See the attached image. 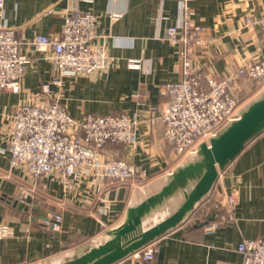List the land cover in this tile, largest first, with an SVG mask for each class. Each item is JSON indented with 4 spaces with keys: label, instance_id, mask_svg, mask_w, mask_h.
<instances>
[{
    "label": "crops",
    "instance_id": "0c3cea01",
    "mask_svg": "<svg viewBox=\"0 0 264 264\" xmlns=\"http://www.w3.org/2000/svg\"><path fill=\"white\" fill-rule=\"evenodd\" d=\"M73 8L97 15L93 44L105 47L109 62L95 76L65 77L59 87L52 83L51 50L39 51L31 41L36 34L60 35ZM179 13L177 0H4L0 25L16 30L28 62L22 90L0 91V264H60L84 254L105 242L107 231L123 220L127 209L158 192L188 157L178 159L165 141L160 114L168 99L162 86L182 78L180 47L163 39ZM263 15L264 0H193L192 19L203 28L202 36H211L206 44L194 47L196 69L213 76L236 75L242 64L264 59L257 23ZM248 18L255 22L248 23ZM44 84L62 95L77 119L88 113H136L135 149L120 143L103 151L130 160L146 175L112 183L95 176L94 170L79 171L65 188L53 175L34 178L22 168H11L2 151L9 116L19 104L39 95ZM237 91L247 104L264 91V82L238 79ZM228 195L236 197V205L231 217L221 221ZM6 196L14 201L7 202ZM209 196L211 205L203 218L191 216L154 241L152 261L128 256L114 264H242L239 244L264 236V132L220 172ZM181 200L182 195L166 203L147 218L146 226L168 216ZM53 213L63 215L57 230L45 222ZM211 221L219 224L208 232L205 225Z\"/></svg>",
    "mask_w": 264,
    "mask_h": 264
},
{
    "label": "built area",
    "instance_id": "2783aa9c",
    "mask_svg": "<svg viewBox=\"0 0 264 264\" xmlns=\"http://www.w3.org/2000/svg\"><path fill=\"white\" fill-rule=\"evenodd\" d=\"M177 1V22L167 28L163 39L180 47L182 78L162 86L161 92L168 99L160 114L165 123L164 139L181 159L195 153L200 143H209L222 127L239 118L246 100L237 91V80L264 82V59L242 64L236 75L213 76L198 71L192 57L194 47L206 44L211 36L205 37L203 28L193 21V0ZM3 5L4 0H0V8ZM254 22L248 18V23ZM257 23L264 42V15ZM97 36V15L73 8L64 18L60 35L36 34L31 43L39 51L51 50L52 83L60 87L65 77L95 76L106 70L108 54L103 45L93 44ZM22 44L14 28L0 25V91L20 92L23 88L28 57ZM9 117L2 151L8 154L11 168H22L34 178L53 175L65 188H70L79 171L85 174L94 170L95 176L112 183H127L139 173L146 175L130 160L103 151L108 143H123L130 150L135 149L139 141L136 113H88L77 119L68 111L62 95L44 84L39 95L19 104ZM23 196L27 197V193ZM235 205L236 197L228 195L221 207V221L231 217ZM62 221L61 213H53L45 220L54 230L61 227ZM218 224L207 222L205 229L213 232ZM238 250L243 254L242 264H264V236L245 239ZM129 257L134 261H152L154 242Z\"/></svg>",
    "mask_w": 264,
    "mask_h": 264
},
{
    "label": "water",
    "instance_id": "95a60500",
    "mask_svg": "<svg viewBox=\"0 0 264 264\" xmlns=\"http://www.w3.org/2000/svg\"><path fill=\"white\" fill-rule=\"evenodd\" d=\"M262 132L264 91L245 104L239 118L222 127L209 143H200L197 151L188 155L168 175L167 182L158 192L130 206L123 220L107 231L105 242L60 264H114L183 224L211 194L220 172ZM180 195L182 200L172 213L146 226L149 216Z\"/></svg>",
    "mask_w": 264,
    "mask_h": 264
},
{
    "label": "trees",
    "instance_id": "16d2710c",
    "mask_svg": "<svg viewBox=\"0 0 264 264\" xmlns=\"http://www.w3.org/2000/svg\"><path fill=\"white\" fill-rule=\"evenodd\" d=\"M109 144L116 145L119 143H108L107 145H109ZM5 199L7 202H10V203H12L14 201V198H11L8 196H6ZM210 205H211V199H209L208 201H204V202L200 203L191 216L195 217V218H199V219L203 218L205 213H206L207 208Z\"/></svg>",
    "mask_w": 264,
    "mask_h": 264
},
{
    "label": "rangeland",
    "instance_id": "374dc122",
    "mask_svg": "<svg viewBox=\"0 0 264 264\" xmlns=\"http://www.w3.org/2000/svg\"><path fill=\"white\" fill-rule=\"evenodd\" d=\"M210 199V196L209 197H207L205 200H203L202 202H204V201H208Z\"/></svg>",
    "mask_w": 264,
    "mask_h": 264
}]
</instances>
